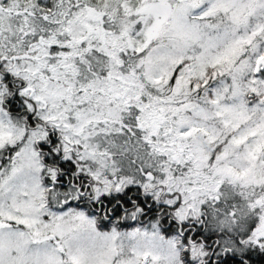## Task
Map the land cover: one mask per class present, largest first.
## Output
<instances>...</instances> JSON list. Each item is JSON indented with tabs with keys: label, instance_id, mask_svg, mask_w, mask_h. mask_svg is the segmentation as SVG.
Returning <instances> with one entry per match:
<instances>
[{
	"label": "snow or ice",
	"instance_id": "1",
	"mask_svg": "<svg viewBox=\"0 0 264 264\" xmlns=\"http://www.w3.org/2000/svg\"><path fill=\"white\" fill-rule=\"evenodd\" d=\"M0 264H264V0H0Z\"/></svg>",
	"mask_w": 264,
	"mask_h": 264
}]
</instances>
